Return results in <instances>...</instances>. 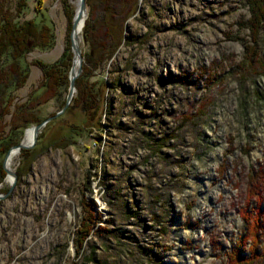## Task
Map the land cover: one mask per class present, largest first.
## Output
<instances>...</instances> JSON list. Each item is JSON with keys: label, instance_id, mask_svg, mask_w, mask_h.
I'll return each mask as SVG.
<instances>
[{"label": "rangeland", "instance_id": "rangeland-1", "mask_svg": "<svg viewBox=\"0 0 264 264\" xmlns=\"http://www.w3.org/2000/svg\"><path fill=\"white\" fill-rule=\"evenodd\" d=\"M250 1L136 0L121 45L90 77L105 82L100 125L71 141L62 125L76 118L67 115L27 157L20 153L29 148L19 149L7 196L13 177L7 182L2 167L0 264H233L227 254L247 233L239 212L256 205L247 201V174L264 169V73L242 62L253 44ZM91 2L92 13L85 0L83 26L94 22L98 39L101 8ZM77 6L3 0L20 22L43 15L52 33L47 47L25 52L29 74L13 91L4 135L14 104L41 81L38 61L64 60L67 89L37 102L18 123L64 107ZM258 34L254 45L264 61V21ZM79 46L83 57L89 46L82 35ZM262 197L264 207V190ZM261 220L257 248L264 213Z\"/></svg>", "mask_w": 264, "mask_h": 264}, {"label": "trees", "instance_id": "trees-1", "mask_svg": "<svg viewBox=\"0 0 264 264\" xmlns=\"http://www.w3.org/2000/svg\"><path fill=\"white\" fill-rule=\"evenodd\" d=\"M97 3L101 8L99 18L103 28L100 37L96 39V36H92L94 22L91 23L87 18L83 26L82 36L88 43L89 51L83 55L82 72L75 79L76 96L64 113L46 123L45 128L37 137L35 147L41 145L47 129L60 120L66 119L67 115L76 118L74 122L62 125L63 129L65 128L62 135L66 134V137L71 141H75L76 137L85 132L86 128L94 129L100 125L105 82L99 78L91 81L90 77L95 76L93 71L108 61L121 45L124 39L122 25L124 20L132 14L136 0H97ZM86 4L89 12L92 13L95 8L94 4L89 3V0H86ZM248 5L250 18L246 29L250 33L249 38L253 44L246 46L242 62L250 71L253 72L256 66L260 73H264V61L260 58L255 46L259 37V28L264 21V0H251ZM51 40V29L43 15L38 20L33 18L20 22L10 14L7 8L4 9L3 0H0V181L5 174L2 168V159L6 152L11 146L19 143L23 130L27 127L26 124H37L43 120V118L33 115L27 123L21 125L18 123L19 117L32 110L37 102L42 103L48 99H56L63 95L67 89L68 71L64 60L60 59L52 64L36 62L41 70V81L25 100L14 104L10 129L5 135L3 134L5 127L3 119L9 113L13 103V91L24 85L29 74L28 65L24 60L25 52L31 47L45 48ZM254 73H259V71ZM30 151V148L21 149L20 154L27 157ZM247 185V201L255 199L256 205L253 209H242L239 212L247 233L242 237V242L233 248L232 254H227L230 255L229 259L233 264H250L252 259L259 263L264 260V242L262 240L261 248H257V244L263 236L261 217L264 213L262 205L264 169L248 172ZM90 215L92 216V214ZM246 238L249 240L248 254H245L241 248V245L247 242ZM81 264L89 263L82 262Z\"/></svg>", "mask_w": 264, "mask_h": 264}, {"label": "water", "instance_id": "water-1", "mask_svg": "<svg viewBox=\"0 0 264 264\" xmlns=\"http://www.w3.org/2000/svg\"><path fill=\"white\" fill-rule=\"evenodd\" d=\"M85 12H86L85 0H79L78 6H77V10H76L75 15H74L73 20H72V27H71V32H70V41H71L72 52H73V55L74 54L79 55V58H78L79 59V66H78V68H77L76 71L73 70V66L71 67V69L69 71V88H68V92H67V96H66V103H65L64 107L61 109V111L56 112L54 115L47 117L42 122H40L38 124H35L32 127H30V128H27V130L28 129H31V131H32V140H31V142L28 145L23 144L22 141H21L18 144L12 146L6 152V154L4 155L3 160H2V167L5 169V171H6V173L8 175H10L11 177H13V180L10 183L11 186L8 189V191L6 192L5 196H7L12 191V188H13L14 182H15V173L13 171H10V170L6 169V167H5V161H6L7 157H8V154L10 153V151L12 149H16L18 151L21 148H30V147H32L34 145V143L36 142L37 135H38L40 129L43 127V125H45L52 118L56 117L60 112L64 111V109L66 108V106L70 102L71 97H72V95H73V93L75 91L74 82H75L76 77L82 71V61H83V57H82V53L80 51L79 46H77L76 42H74L73 34H74V29L76 28L78 22L81 19V16L84 15V18H85V16H86V13ZM0 197H2V196L0 195Z\"/></svg>", "mask_w": 264, "mask_h": 264}, {"label": "bare ground", "instance_id": "bare-ground-1", "mask_svg": "<svg viewBox=\"0 0 264 264\" xmlns=\"http://www.w3.org/2000/svg\"><path fill=\"white\" fill-rule=\"evenodd\" d=\"M72 2L77 6L78 3H79V0H72ZM44 14V13H43ZM83 19H84V15L81 16V19L80 21L78 22L76 28L74 29V34H73V39H74V42H76L77 46L80 45V42H81V35H82V27H83ZM81 46H79L80 48ZM80 51L82 53V50L80 48ZM79 55L77 54H74L73 55V70H77L78 66H79ZM32 140V131L31 129H28L26 130V133H25V136L22 140V143L25 144V145H28ZM18 155V151L16 149H12L10 151V153L8 154V157L5 161V167L6 169L12 171L13 170V166H12V163L14 162V158H16ZM16 156V157H15ZM9 180H11V177L10 175L7 177L6 181L8 182Z\"/></svg>", "mask_w": 264, "mask_h": 264}]
</instances>
